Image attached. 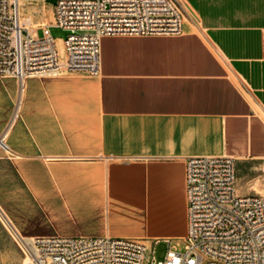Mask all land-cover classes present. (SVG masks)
Listing matches in <instances>:
<instances>
[{
  "label": "crops",
  "instance_id": "0c3cea01",
  "mask_svg": "<svg viewBox=\"0 0 264 264\" xmlns=\"http://www.w3.org/2000/svg\"><path fill=\"white\" fill-rule=\"evenodd\" d=\"M187 2L181 35L103 38L96 76L0 80V207L21 237L178 246L187 158L264 162V0ZM30 4L25 23L53 22Z\"/></svg>",
  "mask_w": 264,
  "mask_h": 264
},
{
  "label": "built area",
  "instance_id": "2783aa9c",
  "mask_svg": "<svg viewBox=\"0 0 264 264\" xmlns=\"http://www.w3.org/2000/svg\"><path fill=\"white\" fill-rule=\"evenodd\" d=\"M17 1L0 0V78L19 81L63 71L96 76L103 38L177 36L185 21L198 22L187 0H55L53 22L30 26L22 23ZM52 27L68 33L63 53ZM185 165L183 251L168 242L157 261L156 246L135 239L37 236L20 244L25 264H264V195L238 192L232 157H189Z\"/></svg>",
  "mask_w": 264,
  "mask_h": 264
},
{
  "label": "rangeland",
  "instance_id": "374dc122",
  "mask_svg": "<svg viewBox=\"0 0 264 264\" xmlns=\"http://www.w3.org/2000/svg\"><path fill=\"white\" fill-rule=\"evenodd\" d=\"M48 3L55 4V0H47ZM52 13V10H50ZM187 23V21H185ZM197 23V22H196ZM194 29V28H192ZM41 34V33H40ZM51 35L56 40L64 39L68 33L62 29L52 27ZM8 78H0V80ZM238 182L237 189L241 195H264V162H246L240 168L237 164ZM28 239V238H27ZM185 246L180 243L177 246L179 252ZM167 252V245L160 244L154 249V257L157 261L164 259ZM0 264H25L24 254L20 249V243L15 238L2 217L0 216Z\"/></svg>",
  "mask_w": 264,
  "mask_h": 264
},
{
  "label": "bare ground",
  "instance_id": "6f19581e",
  "mask_svg": "<svg viewBox=\"0 0 264 264\" xmlns=\"http://www.w3.org/2000/svg\"><path fill=\"white\" fill-rule=\"evenodd\" d=\"M31 0H18L17 4H18V9H19V13H20V17H21V21L22 23H25L24 21V16L26 15L27 12V8L29 7ZM59 49L61 51V53H63V44L62 42H59ZM0 216L2 217L4 223L6 224V226L8 227V229L10 230V232L12 233V235L17 238L18 242L21 243H26L28 245L31 244L30 239L28 238H23L19 235V233L17 232V230L14 228V226L11 224L10 220L8 219V217L6 216V214L3 212V210L0 207ZM25 263V261H24Z\"/></svg>",
  "mask_w": 264,
  "mask_h": 264
}]
</instances>
